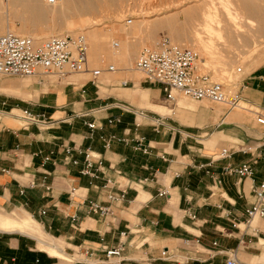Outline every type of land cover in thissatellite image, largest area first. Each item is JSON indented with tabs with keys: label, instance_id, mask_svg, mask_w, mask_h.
Instances as JSON below:
<instances>
[{
	"label": "crops",
	"instance_id": "0c3cea01",
	"mask_svg": "<svg viewBox=\"0 0 264 264\" xmlns=\"http://www.w3.org/2000/svg\"><path fill=\"white\" fill-rule=\"evenodd\" d=\"M99 35L98 52L92 36L87 43L85 72L0 82L10 94L0 106L17 113L24 104L37 117L0 108V264H225L227 255L264 264V216L246 222L264 180V125L243 106L264 107V63L237 82L240 107L164 96L167 106L135 68L140 43L110 56ZM86 149L99 157L94 175L80 173ZM243 163L252 175L225 171ZM33 234L68 257L39 249ZM116 246L120 256L106 261Z\"/></svg>",
	"mask_w": 264,
	"mask_h": 264
},
{
	"label": "rangeland",
	"instance_id": "374dc122",
	"mask_svg": "<svg viewBox=\"0 0 264 264\" xmlns=\"http://www.w3.org/2000/svg\"><path fill=\"white\" fill-rule=\"evenodd\" d=\"M53 1H49L50 3L48 2L49 4L45 5L46 8L52 9ZM73 1L77 4L82 0ZM88 1L92 3L93 6L84 17L86 22H81L82 24L80 25L73 26L75 23H72V20H70L72 18L71 14L66 15L65 20H69L66 24L62 21L63 17H57L54 21L48 18L42 19L40 22L29 23L27 25L28 28L33 31L36 38H39L36 42L50 36L65 33H69L70 35L81 33V28H86L88 25L87 22L94 19V21L96 20V25L90 27L89 30L95 32L97 42L100 36L99 33H105L106 36H104L101 41L103 53L110 56H117L120 53H126V50L133 49L135 45L140 43L141 46L134 58L135 63L142 49L145 47H154L142 43L143 40L144 42L148 40L158 42L160 38L167 37L173 43L184 47H190L197 51L199 55L197 62L199 70L208 73L212 80L221 83L229 98L237 93V82L241 78V75L255 66L264 63V54L257 55L255 50H260L263 45L256 40L255 44H253L255 38H249L247 26L245 24H239L238 27V24L225 15L226 7L242 16L250 15L255 19L256 23L264 29V0ZM59 8L61 7L59 6ZM65 9L71 11L79 9V7H67ZM216 13L217 16H215ZM6 16L5 14H0V27L7 21ZM127 21H131V23H127ZM67 24H69V26ZM13 25L16 28L22 27V24L18 21L14 22ZM51 27H54L53 29L55 30H61L54 33L46 31L47 28ZM2 33L5 32H0V34ZM243 39L245 41H243ZM114 41L118 43L117 48L112 45ZM210 42H212V45L210 48L211 52L209 53L205 48H207L206 45L210 44ZM223 46H226L228 50L219 51ZM110 65L113 66V64ZM6 79H30L31 83L36 81L35 78L0 76V82ZM144 85L153 86V84L148 82L144 83ZM7 96H10V94L0 91L1 99L5 100ZM161 99L163 105L173 106L164 101V93H162ZM19 106L23 107V109H17V113H12L13 107H8L3 103L0 108L6 107L8 112L22 116V111L27 110L24 108L26 105L19 104ZM243 106L257 110L256 107L250 104H245ZM225 108L230 109L231 107ZM250 118L253 119L254 115H250ZM64 261V259H59V264H66L67 262Z\"/></svg>",
	"mask_w": 264,
	"mask_h": 264
},
{
	"label": "built area",
	"instance_id": "2783aa9c",
	"mask_svg": "<svg viewBox=\"0 0 264 264\" xmlns=\"http://www.w3.org/2000/svg\"><path fill=\"white\" fill-rule=\"evenodd\" d=\"M112 45L115 48L118 47L116 41ZM87 50L88 45L82 34L55 35L36 42L30 36L7 31L0 34V76L34 78L42 75H55L62 78L70 73H82L87 71ZM198 59V52L194 49L178 45L167 37H163L159 39L155 47L142 49L134 65L142 72L146 81L161 86L165 99L169 102H176L178 96L198 101L207 99L214 103L227 101L223 85L212 80L208 73L199 70ZM106 70L114 71L115 69L112 65H108ZM101 71L102 69L97 68L91 70V73L95 77ZM239 100L238 93H235L229 98L228 103L235 104ZM22 113L20 117L28 122L37 120V117L28 110H23ZM254 113L256 123L264 125V107L257 109ZM108 121L112 122V119ZM87 126L90 130L95 128L93 122L87 123ZM111 138L116 137L103 138L105 144H108ZM142 141L143 138L138 139V147ZM65 151L69 153L71 148L66 147ZM83 154L84 163L80 173L94 175L91 170L94 164L99 165V157L89 149L83 151ZM220 156H229V151L223 148ZM72 162L76 164L77 160H72ZM225 171L235 173L240 177H247L252 175L253 167L250 163H243L239 166H227ZM165 193V190L160 191L161 195ZM253 194L255 202L246 209V222L255 216H264V180L254 187ZM90 208L91 211L100 214H106L109 211L107 207L97 203L91 204ZM121 250L122 246L106 249L104 251L106 261L119 257ZM225 264H237V261L232 255H227Z\"/></svg>",
	"mask_w": 264,
	"mask_h": 264
},
{
	"label": "bare ground",
	"instance_id": "6f19581e",
	"mask_svg": "<svg viewBox=\"0 0 264 264\" xmlns=\"http://www.w3.org/2000/svg\"><path fill=\"white\" fill-rule=\"evenodd\" d=\"M48 2H49L48 0H0V14L7 15L6 16L7 21L5 22V24L3 26L0 27V32L13 31L19 35L21 34L22 36H24V35L30 36L35 41H38L39 38H36L33 34V31H31L28 28L27 25L29 23L31 24L34 22H40V20L48 19V18H51L52 21H54V19L57 17H63L62 21L66 24V23H68L67 21H69V20H65L66 15L71 14L72 18L70 20H72V23H75L74 25L73 24L72 25L73 26L80 25V24H82L81 22H83V23L86 22L84 17L86 15V13H88L90 11L89 9L93 6V4L90 3L88 0L79 1L77 4L73 0H57V1L52 2L53 8L48 9L45 6V5H48L50 3V2L49 3ZM59 6L61 8H59ZM67 7H72V8L79 7V9L70 11V10L65 9ZM225 15L230 20H232L233 22L238 24V27H239V24H242V25L245 24L247 26V29H248L247 33H248L249 38L250 39L255 38L253 40V44H255L256 41H259V43L263 45L260 48V50L255 49L257 55L258 54L263 55L264 54V29L261 28V26L258 23H256L255 19L253 17H251L250 15L242 16L239 13L234 12L227 7L225 10ZM215 16H217V13ZM16 21L20 22L22 24V27L16 28L13 25V23ZM128 22L131 23V21H127V23ZM87 24L88 25L86 28H81V33H75L72 35L82 34L85 37L86 42L89 44H92L94 41V43H95L94 51L98 52L97 41H96V36H95L96 34L94 31L89 30L90 27L96 25V20L94 21V19H91L89 22H87ZM67 25L69 26V24H67ZM240 27H241V25H240ZM53 28L54 27L47 28L46 31H49L50 33H54V32L61 30V29L55 30ZM65 34H69V33H65ZM65 34H61V35H65ZM217 35H216V37H217ZM91 36H92L93 41L91 40ZM221 37H223V36H221ZM218 39H219V36H218ZM243 41H245V40L243 39ZM211 45H212V42H210V44L206 45L207 48H205L208 50L209 53L211 52L210 51ZM220 49L221 50H219V51H227L228 50V48L226 49V46H223ZM98 69H100V68H98ZM42 76L45 77L48 75H42ZM226 95H227V93H226ZM228 101H229V97L227 95V101L220 102V103H226L229 106L240 107V104L242 102L239 100L235 104H230V103H228ZM33 235L38 240L37 244H38L39 249H42L45 251L47 250L51 255H54V256L68 257L62 251H60L57 246L44 242L41 238H38L37 234H33Z\"/></svg>",
	"mask_w": 264,
	"mask_h": 264
}]
</instances>
